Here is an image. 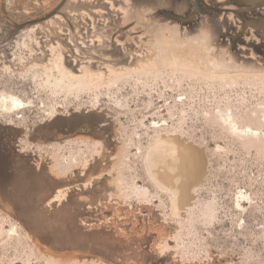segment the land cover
Here are the masks:
<instances>
[{"label": "rangeland", "instance_id": "374dc122", "mask_svg": "<svg viewBox=\"0 0 264 264\" xmlns=\"http://www.w3.org/2000/svg\"><path fill=\"white\" fill-rule=\"evenodd\" d=\"M69 1L75 30L54 18L16 35L13 58L0 56V264H264V72H218L195 50L135 40L128 65L106 72L79 61L72 71L64 53L78 63L77 17L104 23L105 7L118 16L126 0H101L98 11L83 7L97 8L93 0ZM142 15L131 24L147 25ZM139 27L119 30L147 37ZM58 38L70 46L49 45ZM13 100L24 107L6 109ZM74 118L75 134L45 129ZM175 137L204 150L206 170L191 201L174 207L149 154ZM55 138L64 140V202L44 205L38 183L8 172L24 158L17 145L38 153L43 170Z\"/></svg>", "mask_w": 264, "mask_h": 264}, {"label": "water", "instance_id": "95a60500", "mask_svg": "<svg viewBox=\"0 0 264 264\" xmlns=\"http://www.w3.org/2000/svg\"><path fill=\"white\" fill-rule=\"evenodd\" d=\"M184 1L128 0L120 4L126 11L124 13L118 12V16L112 15L106 6L110 26L122 29L131 27L133 15L142 9L151 10L155 9L154 6H159L160 11L161 9L164 10V14L162 13L161 17H157L154 24L150 26L154 30L150 39L141 40L135 36L125 38L124 34L121 35L123 33L121 31L110 36L109 32L99 33L96 30H88V33L83 34L84 36L80 39L81 42L85 43L82 45L73 33L72 37L78 52L73 51L71 53L77 57L78 63L72 64V58L64 53V65L68 69L76 71L80 65L79 61H84L83 63L87 67H100L107 72L108 67L119 69L121 66L128 65L130 51L140 50L141 47L147 46L150 49L166 47V49L175 51L180 49L195 50L208 67L218 72H264V14L256 8L257 6L264 7V0H209L213 1L215 5L213 12L205 9L204 3H208V0ZM243 6L248 9L242 10ZM54 13L55 11L50 12L43 20L52 17ZM247 14L250 17L252 14L259 19L246 18ZM230 15L231 18H229ZM160 18H163V21H160ZM99 24L96 23L97 28ZM143 25L146 26V24L141 23L140 27H137L141 30ZM137 27L135 28L137 29ZM23 28L24 24H20L10 34L6 35L1 41L2 47L11 44ZM98 37H102L104 40L98 43L96 41ZM117 39L126 43L135 40L139 43L140 48L133 46L130 51L128 49L124 52L116 49V52L112 49L113 46L110 47L108 43L111 41L115 45ZM92 40L94 43H91ZM53 41L49 45L60 42L62 45L70 46L65 38H58V40ZM71 47L73 48V46ZM5 51L8 59L10 54L7 53V49ZM68 124L70 126L77 125L78 118L67 120L65 126ZM178 141L180 140L178 139ZM162 143L168 144L169 142L164 140ZM185 145L193 146L201 152L203 157L201 172L191 184L190 191L192 193H190L188 200L190 202L193 198L194 189L203 181L206 159L202 148L192 144ZM162 180L167 182L165 179ZM168 184L173 183L169 182Z\"/></svg>", "mask_w": 264, "mask_h": 264}, {"label": "crops", "instance_id": "0c3cea01", "mask_svg": "<svg viewBox=\"0 0 264 264\" xmlns=\"http://www.w3.org/2000/svg\"><path fill=\"white\" fill-rule=\"evenodd\" d=\"M27 0H7V6L8 8H11L10 11L6 9V15L11 14L14 18L16 23L14 24V29L9 28L11 26L10 23L6 20V16H4L3 20L6 23V26L3 25V30L1 31L9 32L16 29V27L20 24H24V28L19 32L20 34L24 33L26 30H31L30 28H36L38 26H43L45 24H49V20H52L54 18L56 19H63L65 22L69 25H71L72 28H74L76 25L74 24L73 19L70 17L73 14L76 13V9L78 7H75L74 5L70 4L69 0H64L61 7L55 8L53 10L48 11L49 14L52 11H55L54 15L50 18L44 19L43 18L46 15H43L46 12H43L37 5H34L33 7L27 6L29 4L26 3ZM36 6V7H35ZM84 7V6H83ZM28 13L29 15H26ZM78 29H80L79 35H76L78 38L81 35V30H93L100 32H109L108 30L112 27L110 26V20L105 21L104 23H100L98 28H91L92 23L90 21H84V19L77 17ZM89 22V24H87ZM48 29V28H47ZM107 30V31H106ZM18 33V34H19ZM17 34V37H18ZM19 34V35H20ZM17 41V38L15 42ZM80 41V39H78ZM81 42V41H80ZM63 119L56 120L55 123L50 128H62L64 127ZM31 143L36 142V140H32V138L29 139ZM50 146L54 147V151L48 152L45 155V161L43 163V170L38 171V167L40 164V155L38 153L33 152H27L23 151V149L20 148V145H17V149L15 151L21 153L24 152V158L20 161L19 165L17 163L14 164L15 170L14 173H10L8 175H13L14 181H35L38 183L39 190H38V198L43 199L44 205H54V204H60L63 205L64 202V140H58V138L51 139ZM35 168V169H34ZM35 170V172H33ZM101 171V166H99V170ZM97 171V172H98ZM40 204V203H38Z\"/></svg>", "mask_w": 264, "mask_h": 264}, {"label": "bare ground", "instance_id": "6f19581e", "mask_svg": "<svg viewBox=\"0 0 264 264\" xmlns=\"http://www.w3.org/2000/svg\"><path fill=\"white\" fill-rule=\"evenodd\" d=\"M180 1L183 2V0H180ZM186 1L187 0H185L184 2H186ZM190 1L191 0H189V2ZM204 5H205L206 10L209 9L211 11L212 10L214 11V8H213L214 5H212V1L208 0V3L205 2ZM156 7L157 6H154V8H156ZM206 7H209V8H206ZM168 11H171V10H168ZM139 13L140 14L143 13L142 16L146 18V21L149 20L148 24L144 27H146V29H145L146 34L148 35L147 36L148 39H150L152 36V33L154 31V30H152V28L150 26H152V24H154L155 21H153V17L150 18L151 15L150 16L148 15L149 14L148 11L146 12L145 10L142 9L141 11L137 12V14H139ZM162 13L164 14V10H162V9H161V11H160V9L158 11L155 9L151 10L152 15L155 14L156 16H159V17L162 16ZM249 18H255V16L251 15V17H249ZM135 22H137V21H135ZM140 23L141 22H138L136 24H140ZM136 24L131 25V27H130L131 30L134 32L139 31ZM135 27H137V29ZM108 31H109V35L111 36V35H114L121 30H119V28H116V27H111ZM123 34L124 33H122L121 35H123ZM124 37L127 38V36L125 34H124ZM147 37H141L140 36L137 38L144 40ZM127 43H130L129 44V51L132 50L133 49V43L131 41L127 42ZM108 45L113 46L112 49L117 52L113 42L110 41L108 43ZM4 103L6 104L5 105L6 109L18 110V109H21L24 107V105H23L24 103H22V101H19V100H13L10 107L7 106L6 101ZM167 142H169L170 144L169 143L168 144L162 143V141H160L157 145V148L151 149V152L149 154V158H150L151 163L154 164V162H157L161 166V168L163 170L162 174L160 175L161 178L165 179L168 183L169 182L173 183V184H171L172 185L171 187H173V191H171L172 192L171 195H172L173 204L175 207V203L176 204H184V203L188 202L187 200L190 196V193H192L190 191L191 190V184L197 179L199 173L201 172V169H202L201 167L203 164V157H202V154L199 150H197L193 146L183 144L181 141H178L177 138L176 139L172 138L170 140H167ZM198 152H200V154H201L202 163H200L199 155H197ZM150 161H149V163H150ZM151 163H150V165H153Z\"/></svg>", "mask_w": 264, "mask_h": 264}, {"label": "flooded vegetation", "instance_id": "af4514ba", "mask_svg": "<svg viewBox=\"0 0 264 264\" xmlns=\"http://www.w3.org/2000/svg\"><path fill=\"white\" fill-rule=\"evenodd\" d=\"M63 1L64 0H27L26 3L29 4L27 6L32 7L34 5H37L43 12H48L50 10H53L55 8H58L59 6L61 7L62 5H64V7H65V3H63ZM82 1H85V0H82ZM93 1H94L93 5L94 4L95 5L97 4V8H95L94 6L91 7V6H85L84 5V7H86L85 9L92 10V11H96V10L98 11L100 9V7H102V6L104 7V5L100 6L103 1H101V0H93ZM106 1L108 3L109 2L110 3L112 2L115 5L117 1H119V3H120V1H122V0H114V2L112 0H106ZM127 1L128 0H126V2ZM107 6H108L109 9L112 8L111 5H107ZM220 7L221 8H224L222 6H220ZM256 8L259 11H261V13L264 14V7L257 6ZM6 9H8L9 11L11 9V8H8V6H7V0H0V18L2 17L1 19H4L3 17L6 16V20L8 21V23L11 24V26H9V28L11 30V29H14V27H15L14 24L16 23V21H15V18L11 14L6 15L7 14L6 13ZM241 9L242 10H246L248 8L246 6H243ZM105 12H108V11H105ZM1 19H0V29L3 30L4 28L2 26L3 25L6 26V23L3 20H1ZM87 24H89V22H87ZM91 28H95L96 29L97 28L96 23L92 22V26H90L89 29H91ZM10 32L11 31H9V34H10ZM4 37H5V34L2 31L0 33V56L6 57L7 54H6L5 49H7V53L10 54L9 55V58L11 59V58L14 57L13 56V50H14L13 46H14V43H15L16 38L13 40V42L11 44H8L7 46H3L2 47L1 41H2V39ZM43 41H44V39H43ZM78 120H79V118H78ZM86 121L89 122L88 119H86ZM52 125H53V123L48 124L45 129L48 130V131H56L58 134H64V135L75 134L77 131H81L82 130V129L79 128L81 126L76 127V125H75V128H71L70 125L68 124V125H66V126H64L62 128H56V127H54L53 129L50 128Z\"/></svg>", "mask_w": 264, "mask_h": 264}]
</instances>
